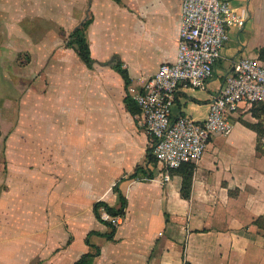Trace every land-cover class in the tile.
<instances>
[{
    "label": "crops",
    "instance_id": "crops-1",
    "mask_svg": "<svg viewBox=\"0 0 264 264\" xmlns=\"http://www.w3.org/2000/svg\"><path fill=\"white\" fill-rule=\"evenodd\" d=\"M224 1L244 26L206 87L177 93L174 118L205 121L234 65L264 62V0ZM182 4L0 0V264H264V103L214 136L189 199L185 167L164 181L127 106L176 61ZM85 23L91 67L68 46ZM101 208L122 212L118 228Z\"/></svg>",
    "mask_w": 264,
    "mask_h": 264
},
{
    "label": "built area",
    "instance_id": "built-area-1",
    "mask_svg": "<svg viewBox=\"0 0 264 264\" xmlns=\"http://www.w3.org/2000/svg\"><path fill=\"white\" fill-rule=\"evenodd\" d=\"M244 26L229 2L224 0H183L179 49L176 61L160 66L141 91L134 93L140 113L138 123L151 138L152 156L170 171L197 164L216 135H228L243 103H264V62L242 58L225 78L210 104L205 121L172 116L176 95L182 88L204 89L214 76L215 66L229 41V28ZM264 147V133L260 137ZM102 221L118 228L123 215L101 208Z\"/></svg>",
    "mask_w": 264,
    "mask_h": 264
},
{
    "label": "trees",
    "instance_id": "trees-1",
    "mask_svg": "<svg viewBox=\"0 0 264 264\" xmlns=\"http://www.w3.org/2000/svg\"><path fill=\"white\" fill-rule=\"evenodd\" d=\"M116 2H120L121 0H114ZM88 23L83 24V26H81V28H78L73 35L71 36L70 42L68 43V46H76V49L79 53V56L81 58V60L89 67L92 66L93 64V60L91 58V53H90V49H89V45L88 42L84 39L83 34L81 29L85 26H87ZM122 75L124 76V78L127 80V84H129L128 81V75L127 72L123 69H121V67L117 68ZM127 106L130 109V111L133 114H137L140 112V109L138 108L137 105H135L129 98H127ZM264 109V106H263ZM261 130H260V134H261ZM152 149H149V157L153 158L152 156ZM183 167H185V170L183 171V186H182V195L184 198L189 199L190 195H191V188H192V178H193V174H194V164H186ZM182 167V168H183ZM184 169V168H183ZM108 211L113 214V215H120L122 214V212H114L112 209H108ZM89 259V256L85 257L83 260H81L80 262H78L77 264H87V260Z\"/></svg>",
    "mask_w": 264,
    "mask_h": 264
}]
</instances>
